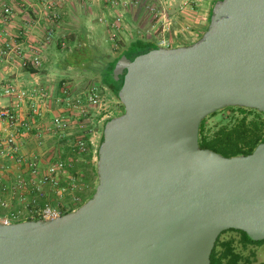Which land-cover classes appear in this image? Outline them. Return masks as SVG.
<instances>
[{
  "label": "water",
  "instance_id": "1",
  "mask_svg": "<svg viewBox=\"0 0 264 264\" xmlns=\"http://www.w3.org/2000/svg\"><path fill=\"white\" fill-rule=\"evenodd\" d=\"M124 72L93 196L55 220L0 222V264H211L224 232L264 241V140L247 156L200 147L211 115H264V0H219L201 39L123 56L114 82Z\"/></svg>",
  "mask_w": 264,
  "mask_h": 264
},
{
  "label": "built area",
  "instance_id": "2",
  "mask_svg": "<svg viewBox=\"0 0 264 264\" xmlns=\"http://www.w3.org/2000/svg\"><path fill=\"white\" fill-rule=\"evenodd\" d=\"M45 13L51 20L44 34V44L57 41L63 51H70L68 41L58 39L55 22L65 16V6L69 0H44ZM100 2L105 0H99ZM108 7L117 9L122 17L128 8L127 0H107ZM14 14L13 0H0V190L20 206L12 208L10 199L0 200L1 208L7 213L0 214V222L5 225L33 220H55L66 211L60 203L52 204L44 190L50 188L57 195L73 190V179L68 187L61 184L62 176L72 168V160L64 158L66 153L85 155L89 151L92 127L107 111L104 92L96 84L83 90L76 89L67 82L62 83L59 95L39 83L25 85L17 79H10L14 69L39 71L46 58L40 54L28 55V50L12 38L4 29ZM122 18L110 25V41L117 47V32ZM160 48H173L164 38L156 43ZM59 108L54 114V107ZM108 113V112H106ZM112 116H107L106 119ZM93 125V126H92ZM35 140L36 151H28V142ZM48 140L58 145L48 153L55 160L42 165V154ZM57 151V154H56ZM47 153H45L46 155ZM67 157V155H66ZM67 179V177H66ZM79 198L71 202L75 207Z\"/></svg>",
  "mask_w": 264,
  "mask_h": 264
},
{
  "label": "rangeland",
  "instance_id": "3",
  "mask_svg": "<svg viewBox=\"0 0 264 264\" xmlns=\"http://www.w3.org/2000/svg\"><path fill=\"white\" fill-rule=\"evenodd\" d=\"M77 1L90 10L94 11L97 9L94 18L99 25L98 39L102 43V47L99 49L103 52L102 59H106V56H108L111 60L119 55L123 46L136 39L157 43L160 39L164 38L172 47L187 46L197 42L202 38L208 27V18L213 0H127L129 5L122 17H119L121 13L119 14L116 8L112 9L108 7L107 0L103 2L99 0ZM40 2H43V5L45 4L44 0H40ZM44 9L45 7H43ZM46 15H48V19L45 15H43V18L47 20L49 25L51 22L49 13L46 12ZM116 18H122L120 30L117 32V47L110 41V25ZM62 19L55 22V26L57 24L61 25L64 22ZM55 44L59 43L56 41ZM59 47L61 48L60 44ZM100 63L102 64V62ZM101 64H94V69L100 70L102 68ZM99 87L102 91L104 90L102 86ZM105 97L106 106L104 108L107 109L106 112L108 113L102 111L104 118L105 116L115 118L124 112L120 102L109 90L105 91ZM222 111L218 112L215 116L207 118L206 130L209 135L223 126H233L236 120L242 117L239 112ZM100 127L99 132L96 125L92 127L93 132L90 138L91 143L95 146V150L101 141L102 126ZM54 146L57 149L58 145L54 144ZM66 155L67 160H72L73 166L66 176H62L61 184L68 187L69 181L67 180L71 178L73 179V186L71 187H74V189L62 193V196L57 195L56 191L50 188H46L44 193L52 204L60 203L66 209H69V206L73 209H78L94 194L98 185V179L94 173L97 158L95 152L92 153L89 160V157L84 155L79 156L71 153H66ZM41 159L44 167L48 162L55 160L54 155L51 153L44 154ZM6 197L8 198L0 190V200ZM74 198H79L80 200L79 204L75 207L71 204ZM11 202L12 208H19L20 205L15 200H11ZM5 213L7 211L0 206V214ZM228 240L234 242V247L238 253L251 259V264H264V244L248 245L245 248L241 243V235L238 232H227L220 238L222 242ZM252 254L255 255L253 256Z\"/></svg>",
  "mask_w": 264,
  "mask_h": 264
},
{
  "label": "crops",
  "instance_id": "4",
  "mask_svg": "<svg viewBox=\"0 0 264 264\" xmlns=\"http://www.w3.org/2000/svg\"><path fill=\"white\" fill-rule=\"evenodd\" d=\"M13 2L14 14L4 29L14 40L29 49L28 55L30 57L34 54H40L46 58L47 62L39 71L21 70L16 67L10 79H17L25 85L39 83L56 96L59 95V90L64 82L79 90L96 84L103 87L105 96V91L108 89L102 85L101 80L110 59L108 56L106 59H102L103 52L99 49L102 47V43L98 39L99 25L94 18L97 9L90 10L77 0L69 1L65 8V17L62 19L64 22L54 26L58 39L67 40L71 48L70 51H63L59 44H55L56 41L50 45L44 44L43 39L48 23L43 15L47 19L48 15L43 10V2L41 3L40 0H13ZM94 64H101L102 68L100 70L94 69ZM53 110L56 114L59 108L55 106ZM105 118L102 117L96 122L98 132L101 124L106 120ZM54 144H56L55 141L48 140L43 152L40 147H38V151L44 155L55 149ZM36 145L35 140H30L27 147L28 151H36ZM92 146L91 151L94 153L96 150L93 143Z\"/></svg>",
  "mask_w": 264,
  "mask_h": 264
},
{
  "label": "trees",
  "instance_id": "5",
  "mask_svg": "<svg viewBox=\"0 0 264 264\" xmlns=\"http://www.w3.org/2000/svg\"><path fill=\"white\" fill-rule=\"evenodd\" d=\"M218 1L219 0L212 1L210 14L208 18V27L213 15V7ZM208 27L206 31L208 30ZM159 48L160 47L156 43L142 39H136L126 44L125 46L122 47V50L119 53V55L111 59L110 62L107 63L101 80L102 85L105 86L118 100L117 94L121 88L123 82V76L125 75L126 72H124V74L120 77L119 81L114 82L115 80L113 76V70L115 68V64L123 56H125L131 62H133L137 57L146 53L156 51ZM121 107L124 110V107L122 105ZM222 112H239L242 115V117L237 119L233 126H223L210 135L207 133L206 130L207 118L203 120L200 126V147L202 149L212 150L225 157L247 156L252 154L253 151L257 148V146L260 143H262L264 140V115L256 110L241 108V107L227 108ZM217 113L211 116H215ZM113 118L114 117H111L103 122L102 135L105 124ZM89 138H90L89 136L86 137V140L88 142H89ZM88 146H89V151L84 156L89 157L88 158L89 160L93 153V151H91L93 146L90 143L88 144ZM98 148L96 149L95 152L96 158H98L97 155ZM94 173L98 179L96 166L94 167ZM89 199H87L85 202H87ZM72 211L73 210L66 211L64 215ZM227 232H238L241 235V243L245 248L248 245L264 244V241L255 242L251 240L244 232L235 231V230H230ZM227 232H224L223 234ZM221 236L217 240L215 248L211 255V264H251L252 263L250 258H246L243 254L238 253L236 251L234 247V242L232 240H228L224 242L220 241ZM252 255L254 256L255 254Z\"/></svg>",
  "mask_w": 264,
  "mask_h": 264
}]
</instances>
